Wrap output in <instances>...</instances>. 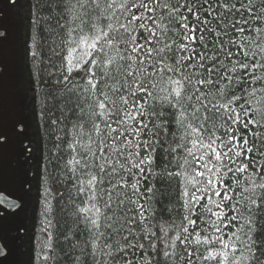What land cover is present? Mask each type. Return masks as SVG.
Here are the masks:
<instances>
[{
	"label": "snow or ice",
	"instance_id": "snow-or-ice-1",
	"mask_svg": "<svg viewBox=\"0 0 264 264\" xmlns=\"http://www.w3.org/2000/svg\"><path fill=\"white\" fill-rule=\"evenodd\" d=\"M40 5L49 126L75 154L70 264H264V0ZM39 196L37 259L60 264Z\"/></svg>",
	"mask_w": 264,
	"mask_h": 264
},
{
	"label": "trees",
	"instance_id": "trees-1",
	"mask_svg": "<svg viewBox=\"0 0 264 264\" xmlns=\"http://www.w3.org/2000/svg\"><path fill=\"white\" fill-rule=\"evenodd\" d=\"M41 7L40 0H0V28L4 29L0 35V129L4 132L0 135L5 138L0 143V189L21 198L13 211L0 205V240L6 247L0 264H43L37 256L50 253V249L41 250L46 236L41 233L43 203L39 194L45 187L53 193L49 197L52 206L49 218L57 224L54 241L57 259L60 264H70V259L79 255L78 250L69 257L70 245L63 236L69 228L75 230L68 196L69 191L75 196L72 190L75 181L72 166L65 168L66 161L75 154L69 150L57 152L54 145L57 137L64 134L63 125L49 126V121L60 115L53 109L48 93L55 83L54 75L49 78L54 72L49 64L54 42L47 31L39 29L50 28L55 20L37 25V18H48ZM33 37H37L38 44L45 37L47 41L34 49ZM33 51L38 53L35 59ZM54 63L59 65L58 60ZM6 127L14 132H8ZM56 194L62 195L63 200H58ZM10 225L15 226V233L10 232Z\"/></svg>",
	"mask_w": 264,
	"mask_h": 264
},
{
	"label": "water",
	"instance_id": "water-1",
	"mask_svg": "<svg viewBox=\"0 0 264 264\" xmlns=\"http://www.w3.org/2000/svg\"><path fill=\"white\" fill-rule=\"evenodd\" d=\"M4 34V29L0 28V35ZM2 69V64L0 63V71ZM17 128L20 130L22 127L19 124ZM21 203V198L12 194L7 193L5 190L0 189V205L4 206L9 211L16 209ZM10 232L15 233L16 229L14 225H10ZM6 252V248L0 240V255Z\"/></svg>",
	"mask_w": 264,
	"mask_h": 264
},
{
	"label": "rangeland",
	"instance_id": "rangeland-1",
	"mask_svg": "<svg viewBox=\"0 0 264 264\" xmlns=\"http://www.w3.org/2000/svg\"><path fill=\"white\" fill-rule=\"evenodd\" d=\"M1 77H2V76H1ZM20 125H21V124H20ZM21 127H22V125H21ZM6 128H7V127H6ZM1 131H2V132H4V129H3V128H1V129H0V132H1ZM7 131H8V132L10 131L11 133H13V132H14V130H12V129H9V128H7ZM20 134H21V133H18L19 137H20ZM4 180H6V181H7V180H9V178H5ZM1 190H5V189H3V188H2ZM5 191H6V192H8L9 194H12V195H15V196H17L15 193H13V192H11V191H9V190H5Z\"/></svg>",
	"mask_w": 264,
	"mask_h": 264
}]
</instances>
